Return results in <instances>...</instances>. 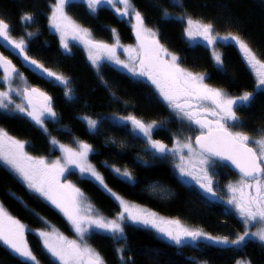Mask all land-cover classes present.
Wrapping results in <instances>:
<instances>
[{"label":"trees","instance_id":"obj_1","mask_svg":"<svg viewBox=\"0 0 264 264\" xmlns=\"http://www.w3.org/2000/svg\"><path fill=\"white\" fill-rule=\"evenodd\" d=\"M55 3L56 0H0V19L9 24L11 38L26 41L24 54L69 81L66 86L41 76L35 67L3 51L6 58L9 56L15 61L28 86L49 94L57 117L45 119L41 128L26 112L0 111V128L23 142L27 152L36 157H62L60 148L52 144L54 138L70 146H75L77 141L86 142L93 148L91 161L101 170L106 184L124 199L208 234L235 238L243 233L244 223L236 213L224 203L210 199L199 186L183 181L170 156L154 158L144 139L135 135L128 120L123 119L135 116L144 123H156L152 136L173 145L175 137L184 133L182 120L175 111L144 79H137L109 63L94 68L83 48L76 44L71 53H65L59 36L50 27ZM131 3L144 23L157 32L161 45L178 57L184 69L206 75L210 86L233 96L257 93L249 106L238 107L239 121L229 129L248 135L250 140L260 139L264 131V94L256 90L258 78L254 70L246 64L239 47L229 40L215 44L223 60L222 65H217L212 46L204 39L190 44L186 23L187 18L210 23L216 36L239 35L264 62V0H131ZM167 12L185 19L167 17ZM67 13L90 31L93 41L113 45L117 33L120 43H135V34L126 16L111 7L103 6L94 14L85 3L72 1ZM25 14L32 16L31 22L22 20ZM69 89L71 92L66 95ZM83 116L99 119L97 130L90 129ZM250 145L255 147L254 143ZM112 167L129 171L133 180L122 179ZM214 175L224 197L230 192L228 186L240 178L220 162H215ZM67 176L88 195L104 218L115 219L121 207L113 197L75 170H70ZM0 205L25 226L27 243L41 264H60L44 248L38 233L47 228L45 221H48L73 235L67 218L31 191L1 161ZM123 227L121 238L97 231L89 235L90 246L100 254L104 264H236L240 259L264 264V244L257 240L225 247L196 244L191 240L177 245L160 238L151 229L133 223H124ZM0 264L31 262L23 261L0 243Z\"/></svg>","mask_w":264,"mask_h":264},{"label":"snow or ice","instance_id":"obj_2","mask_svg":"<svg viewBox=\"0 0 264 264\" xmlns=\"http://www.w3.org/2000/svg\"><path fill=\"white\" fill-rule=\"evenodd\" d=\"M68 2L69 0H56L50 17L51 27L60 33L61 43L65 49L69 47L67 36L71 34L73 40L80 39L88 47L89 59L93 64H97L99 54L103 53L116 64L128 68L133 75L147 77L155 85L163 99L167 101L169 107L201 129L200 135L195 137V147L192 139L188 138L184 142L177 140L175 147L169 148L161 141L152 139L153 130L158 126L156 123L146 124L135 116L123 118L131 121L134 130H138L147 138L151 149L155 150L154 158L162 159L169 154L178 156L179 163L175 166L179 170L180 176L192 177L206 193L213 195L215 193L213 192L212 177L209 175L210 166L217 160L230 162L239 170L241 175L235 186L231 184L228 186L233 193L228 203L235 206L245 225L257 222L261 226L255 232L245 230L242 235L230 240L227 236L223 238L214 237L205 234L203 231L189 230L182 227L178 220L165 221L158 218L155 213L137 209L108 188L103 176L87 162L91 146L86 143H80L79 151L60 145L65 154V163L61 164L60 160L48 163L44 158L29 156L24 151L23 142L9 137L6 132L0 129V161L10 166L27 183L29 189L60 209L74 226L81 240L84 239V233L92 227L111 233L114 238L121 237L124 232L121 221L130 220L133 223L155 229L177 245L187 240L198 241L200 239H206L217 244L241 245L249 236L264 242V131L260 133V139L251 141L256 145L254 148L249 146L250 138L248 135L230 131L227 124L228 121H232L234 124L239 121L238 107L249 106L254 102L257 93L252 91L245 92L238 97H229L221 90L210 88L205 84V75L194 74L181 68L177 63L178 58L169 53L157 40L153 39L145 43L142 39L144 35L155 37L156 33L144 27V20L140 12L132 9L130 0H86L89 9L93 12L96 11L98 5L102 4L110 5L121 16L129 15V9L135 12L136 24L134 28L137 38L141 40L139 49L142 54L137 49H125L129 53L130 61L139 60V69L130 66L129 63L119 59L116 54V46L93 41L90 39L91 34L87 29L80 28L67 16L65 5ZM117 4L123 7H117ZM32 19L30 14H25L22 17V20L26 22H31ZM187 25L186 32L189 37L200 35L207 40L208 44L216 43L218 37L214 35L212 24L188 19ZM9 33V24L0 19V39L10 44L14 49H18L19 53H25L26 41L23 38L19 41L14 40ZM28 35L33 34L28 33ZM219 39L231 40L239 47L245 62L251 69L255 70L258 78L256 89L260 90V94H264V62L257 58L249 44L239 35L230 34L219 37ZM133 52L137 53L135 57L132 55ZM213 55L217 65H222L221 55L215 52ZM164 56H170V60H165ZM23 59L35 66L36 71L41 76L52 78L62 85L69 83L67 78L45 68L27 54H24ZM0 67H3L6 74L5 80L17 71L11 61L3 56H0ZM25 92L31 111H28L21 104H16L15 109L26 112L37 125L43 128L45 118L56 116L51 106V98L36 88L26 89ZM70 92L71 89L65 94L69 95ZM33 95H38L43 102L40 105L34 104ZM204 101H210L212 107H206ZM11 103L13 101L9 92L0 91V109L7 110ZM209 116L214 117V119H208ZM84 119L87 120L90 129L97 127L96 120L88 117H84ZM52 144L56 145L57 141L53 139ZM185 149L188 153L187 156L184 154ZM155 154L159 155L156 156ZM68 165H75L82 175L87 174V178L94 179L99 186L119 202L123 211L118 214L117 218L108 220L103 216L92 215L93 206L84 204V194L80 189L71 183H61L60 177L69 171ZM114 171L122 179L129 182L133 180L131 173L127 170L122 171L116 168ZM25 232V226L0 206V243L7 246L12 253L23 261L39 264V260L27 244ZM39 235L43 238L44 248L60 264H104L100 255L86 244L81 246L76 240L69 241L63 236H56L53 240L52 234L47 232H40ZM237 264H245V262L238 261Z\"/></svg>","mask_w":264,"mask_h":264},{"label":"rangeland","instance_id":"obj_3","mask_svg":"<svg viewBox=\"0 0 264 264\" xmlns=\"http://www.w3.org/2000/svg\"><path fill=\"white\" fill-rule=\"evenodd\" d=\"M72 1H80V2H83V3H85L86 5H87V3H86V0H69V2H68V4L70 3V2H72ZM130 3H131V0H130ZM68 4H66L65 5V12H66V14H67V16L76 24V25H79L77 22H75L69 15H68V13H67V6H68ZM132 4V3H131ZM55 6V5H54ZM88 6V5H87ZM103 6H106V7H111L110 5H107V4H102V5H98L97 6V9H96V11L95 12H93V11H91L90 9V11L92 12V13H94V14H96L97 12H98V10H99V8H101V7H103ZM117 7H120V8H122L123 6L122 5H119V4H117ZM54 8V7H53ZM89 8V7H88ZM112 8V7H111ZM114 9V8H113ZM132 9H135L134 7H133V4H132ZM132 9H129V15H127L126 16V19H127V21H128V23L131 25V27L133 28V31H134V34H135V43L134 44H130V45H124V44H122V43H120V39H119V36L117 35V33H115V42H114V44H113V46H116V54H117V56L119 57V59L121 60V61H124L125 63H129V65L130 66H135L137 69H139V60L137 59V60H134V61H130L129 60V53L128 52H126L125 51V49H128V48H132V49H137L138 51H140L141 52V54H142V51L139 49V45H140V43H141V40L140 39H138L137 38V34H136V29L134 28V25L136 24V19H135V12L132 10ZM115 10V9H114ZM136 11V10H135ZM52 14V13H51ZM166 16L167 17H172V18H178V19H185V17H183V16H181V15H176V14H173V13H170V12H167L166 13ZM51 17V16H50ZM187 20H188V18H187ZM80 26V28H82V29H86V28H84V27H82L81 25H79ZM50 27H51V23H50ZM144 27L145 28H147V29H150L152 32H155L156 33V35H155V37H151V36H148V35H144L143 37H142V39L144 40V42L145 43H148V42H150L151 40H153V39H155V40H157L158 42H159V44L161 45V43H160V41H159V39H158V35H157V32L155 31V30H153V29H151V28H149L145 23H144ZM188 28V25H187V23H186V29ZM51 29H52V31L55 33V34H57L58 36H59V38H60V41H61V35H60V33L59 32H57L54 28H52L51 27ZM88 30V29H87ZM88 32L90 33V31L88 30ZM91 34V33H90ZM186 35H187V32H186ZM188 36V35H187ZM216 36V35H215ZM223 36H225V35H219V36H216V37H218V39L216 40V43L218 42V41H220V40H223V39H219V37H223ZM12 39H14L15 40V38H13L12 37ZM90 39H92V36L90 35ZM202 39H204L202 36H200V35H193L192 37H189L188 36V40H189V42H190V44H196V43H198V42H202ZM18 40H20V39H18ZM17 40V41H18ZM205 40V39H204ZM67 41H68V45H69V47H68V49H65L63 46H62V43H61V47H62V50L65 52V53H67V54H69V53H71V51H72V46L73 45H78V46H80V47H82L83 48V50L85 51V53H86V55H87V58H88V60H89V62L91 63V65L94 67V68H96V69H98L102 64H104V63H109V64H111L112 66H114V67H116V68H118L119 70H121V71H124L125 73H127V74H129V75H131V76H133V77H135V78H137V79H141V80H145V81H147V82H149L155 89H156V87H155V85H153L152 84V82L150 81V80H148V78L147 77H142V76H137V75H133V73L132 72H130L129 70H128V68H124L122 65H118V64H116L113 60H111V59H108L107 58V56L105 55V54H103V53H100L99 54V59H98V62H97V64H93L92 63V61L89 59V49H88V47L80 40V39H75V40H73L72 39V37H71V34H69L68 36H67ZM117 41H118V43H117ZM229 41H231V40H229ZM205 42H207V40H205ZM208 43V42H207ZM215 43V44H216ZM215 44H211V46H212V48H211V50H212V54L215 52V53H219L220 55H221V52H220V50L217 48V47H215ZM168 50V49H167ZM168 52H169V50H168ZM169 53H171V52H169ZM172 55H174L173 53H171ZM132 55H133V57H135L136 55H137V53L136 52H133L132 53ZM256 55V54H255ZM176 56V55H175ZM242 56H243V54H242ZM257 56V55H256ZM177 57V56H176ZM213 57H214V55H213ZM221 57H222V55H221ZM178 58V57H177ZM244 58V57H243ZM258 58V57H257ZM164 59L165 60H170V56H164ZM215 59V58H214ZM245 60V59H244ZM177 63L179 64V66L181 67V68H183L181 65H180V63H179V61H178V59H177ZM247 64V63H246ZM248 65V64H247ZM249 66V65H248ZM0 69H1V71H0V91H3V92H9V95H10V97H11V100L13 101V103H11V104H9V107H8V109L7 110H5V109H0V111H4V112H7V113H9V114H17V113H20V111L19 110H16L15 109V105L16 104H21V105H23L24 107H26L27 109H28V111H31L30 109V107H28V103H27V101H26V99H25V97H24V90L26 89V88H31V86H28V81H27V78L23 75V73L18 69V68H16L17 69V71L15 72V73H12V75H11V77L9 78V79H7V80H5L4 79V76L6 75L5 74V72H4V69H3V67H0ZM184 69V68H183ZM251 69V68H250ZM252 70H254V69H252ZM187 71H189V70H187ZM189 72H191V71H189ZM254 72H255V70H254ZM192 73H194V72H192ZM194 74H198V73H194ZM204 75V74H203ZM206 78H207V76L205 75V80H204V83L205 84H207L210 88H214V87H212V86H210L208 83H207V80H206ZM5 86V88L4 87H2V86ZM66 86H68V84L66 85ZM11 89V91H9ZM215 89H219V88H215ZM157 90V89H156ZM219 90H221L222 92H224L227 96H229V97H238V96H240V95H235V96H233V95H230L227 91H225V90H223V89H219ZM256 90H259V89H256ZM158 91V90H157ZM43 92V91H42ZM158 93H159V91H158ZM160 94V93H159ZM244 94V93H243ZM243 94H241V95H243ZM162 97V96H161ZM163 98V97H162ZM164 100V99H163ZM165 101V100H164ZM166 103H167V101H165ZM204 103V105L206 106V107H212V105H211V102L210 101H204L203 102ZM168 104V103H167ZM51 106H52V104H51ZM52 108H53V106H52ZM53 110H54V108H53ZM55 111V110H54ZM175 111V110H174ZM21 113H23V112H21ZM55 113H56V111H55ZM175 113H176V115L179 117V119L180 120H182V123H183V127H184V133H183V135H178V136H176L175 137V141H174V143H173V145H168V144H166V143H164L163 141H161L162 143H164V144H166V145H168V147L169 148H172V147H175V145H176V141L177 140H180L181 142H184V141H186L188 138H191L192 139V142H193V146L195 147V144H194V139H195V137L196 136H198L200 133H201V129L199 128V126L198 125H196V124H194V123H192L191 121H189L188 119H186L185 117H183L182 116V114H178L176 111H175ZM57 117V113H56V116L55 117H47V118H45V119H48V118H50V119H55ZM84 117H88V118H91V119H93V120H96L97 121V127L95 128V129H93V130H97V128L99 127V125H100V120L99 119H96V118H93V117H90V116H83L82 117V119L87 123V120H85L84 119ZM208 119H214V117H211V116H209L208 117ZM128 123H129V126H130V129L132 130V132L135 134V135H137V136H140L141 138H143L144 139V141H145V143H146V146L152 151V153L154 154V152H155V150H153V149H151V147H150V145H149V143L147 142V138L146 137H144L143 136V134L142 133H139V131L138 130H134V128H133V125L131 124V121H127ZM123 123H125V122H123ZM234 122H232V121H228L227 122V124H228V127L231 125V124H233ZM88 124V123H87ZM146 124H148V123H146ZM1 129V128H0ZM3 130V129H2ZM4 131V130H3ZM4 132H6V131H4ZM7 133V132H6ZM8 134V133H7ZM8 136L9 137H11V138H13V139H15V140H17L16 138H14L13 136H11L10 134H8ZM55 139V138H54ZM152 139H154V140H157V139H155L153 136H152ZM56 141H57V146L60 148V145H64V146H67V147H70V148H72L73 150H76V151H79L80 149H79V145H80V143H86V142H83V141H77L76 142V145L75 146H70V145H67V144H64V143H62V142H60V141H58L57 139H55ZM160 141V140H159ZM251 141H254V139H251L250 140V143H251ZM87 144V143H86ZM89 145V144H88ZM255 145V144H254ZM255 147H256V145H255ZM254 147V148H255ZM60 150H61V148H60ZM24 151L29 155V156H32V155H30L28 152H27V150L25 149V146H24ZM62 151V150H61ZM92 152H93V148L91 147V151L88 153V156H87V162L88 163H90L96 170H97V172H99L102 176H103V174H102V172H101V170L99 169V167L98 166H96V164H94L92 161H91V154H92ZM184 154H185V156H187L188 155V153H187V150L185 149L184 150ZM64 152L62 151V157L60 158V159H53V158H49V157H36V156H32V157H35V158H44L45 160H46V162H48V163H51V162H53V161H56V160H60V162H61V164H64L65 163V161H64ZM155 155H159V154H155ZM168 156H170L171 157V161H172V164H173V166H174V169L176 170V172L178 173V175L180 176V174H179V170L176 168V164L177 163H179V157L178 156H172V155H168ZM2 163H3V161H1ZM4 164V163H3ZM214 165H215V163L214 164H212L211 166H210V168H209V175L212 177V181H213V192L215 193V195H213L212 193H206L201 187H200V185L199 184H197L196 183V181L194 180V179H192V177H181L180 176V178L183 180V181H185L186 183H189V184H194V185H197V186H199V188L210 198V199H212V200H214V201H218V202H221V203H224L225 205H226V207L229 209V210H231V211H233L234 213H236V215L242 220V218L240 217V215H239V213L237 212V210H236V208H235V206L233 205V204H229L228 203V201L232 198V195H233V193L230 191L229 193H228V195H227V197H224L223 195H222V192L218 189V187H217V181H216V178H215V175H214ZM12 172H14L26 185H27V183L14 171V170H12L11 169V167L10 166H8V165H6ZM117 167H112V169H113V171H114V169H116ZM68 169H69V171L70 170H75V171H77L82 177H84V178H87V174H81L80 173V171H79V169L78 168H76L75 167V165H68ZM69 171H66L65 173H64V175L62 176V177H60V181H61V183H71L72 185H74L75 187H77V188H79L80 189V191L84 194V196H83V201H84V204L86 205V204H91L93 207H92V212H91V214L92 215H99V216H102L101 214H100V212H99V210L97 209V208H95L94 207V205L90 202V200H89V197H88V195L76 184V182L74 181V180H72V179H70V178H68V176H67V174H68V172ZM115 172V171H114ZM116 173V172H115ZM103 178H104V176H103ZM89 179V178H88ZM91 180H93L94 181V179H91ZM240 180V178L237 180V181H239ZM104 181H105V179H104ZM97 183V182H96ZM106 183V182H105ZM98 184V183H97ZM237 184V182H234L233 184H231V185H233V186H235ZM108 186V185H107ZM101 187V186H100ZM102 188V187H101ZM109 188V187H108ZM103 189V188H102ZM111 189V188H110ZM229 189V188H228ZM31 190V189H30ZM32 191V190H31ZM113 191V190H112ZM114 192V191H113ZM35 193V192H34ZM116 193V192H115ZM37 194V193H36ZM117 194V193H116ZM38 195V194H37ZM119 197H121L125 202H127L129 205H131V206H135L137 209H142V210H144V211H146V212H151V213H155L156 214V216L158 217V218H161V219H163V220H165V221H172V220H168V219H166V218H164L163 216H161V215H159L158 213H156V212H154L153 210H150V209H148V208H146V207H144V206H142V205H139V204H136V203H133V202H130V201H128V200H126V199H124L122 196H120L119 194H117ZM41 197V196H40ZM45 202H47L48 204H50L51 206H53V207H55L53 204H51V202L50 201H48V200H46L45 198H43V197H41ZM118 202V201H117ZM118 204H119V202H118ZM120 205V204H119ZM1 206V205H0ZM121 207V206H120ZM56 208V207H55ZM57 210H59L60 211V209H58V208H56ZM123 211V208L121 207V212ZM61 212V211H60ZM62 213V215L65 217V218H67L65 215H64V213L63 212H61ZM82 214H83V212H82ZM118 217V216H117ZM116 217V218H117ZM67 220H68V218H67ZM69 221V220H68ZM243 221V220H242ZM45 223L47 224V228L46 229H44V230H42V231H39V233L40 232H47V233H50V234H52V239L53 240H55V238H56V236H63L64 238H66L67 240H69V241H71V240H76L78 243H80L81 244V246H84L85 244L89 247V248H91V249H93L96 253H98L94 248H92L91 246H90V244H89V242H88V237H89V235L92 233V231H97V232H101V233H104V234H108V235H113V234H111V233H108V232H105V231H103V230H100V229H96L95 227H92V228H89V230L87 231V232H85L84 233V239L83 240H81L80 239V236L77 234V232L75 231V228H74V226L71 224V222L69 221V225H70V227H71V231L73 232V235H68L62 228H60V227H58L57 225H55V224H52V223H50V222H48V221H45ZM121 223H122V225H124V223H133L132 221H130V220H125V221H121ZM133 224H136V223H133ZM180 224H181V226L182 227H184V228H187V229H189V230H193V231H195V229H198L199 231H202L200 228H195V229H192V228H188L187 226H185V225H183L181 222H180ZM136 225H139V226H141V227H145V228H148V229H151V230H153L160 238H162V239H168L167 237H165L163 234H161V233H158L155 229H153V228H151V227H149V226H144V225H141V224H136ZM244 226H245V229H244V231L245 230H247V231H249V232H255V231H257L258 230V228L261 226L259 223H257V222H253L252 224H250V225H245L244 224ZM85 227H87V225H85ZM39 233H38V235H39ZM205 233V232H204ZM205 234H207V235H210V236H214V237H221V238H223V237H225V236H215V235H212V234H208V233H205ZM243 233H241V234H239V235H242ZM238 235V236H239ZM40 236V235H39ZM124 236V232H123V235L121 236V237H123ZM237 236V237H238ZM121 237H119V238H121ZM237 237H235V238H232V237H228L230 240L231 239H236ZM40 238L42 239V241H43V238L40 236ZM25 239H26V232H25ZM165 239V240H166ZM249 239H252V240H257V241H259V239L258 238H256V237H251V236H249V237H247L246 238V240H249ZM169 240V239H168ZM167 240V241H168ZM26 241H27V239H26ZM169 241H171V240H169ZM190 241V240H189ZM188 241V242H189ZM171 242H173V241H171ZM194 242H196V244H199V243H201V242H203V243H207V244H213V245H217V246H223V247H225V246H232V244H217V243H214V242H212V241H209V240H206V239H200V240H198V241H194ZM261 242V241H260ZM44 243V242H43ZM174 243V242H173ZM185 243V242H184ZM263 244H264V242H262ZM28 244V243H27ZM29 246V245H28ZM30 248V247H29ZM99 254V253H98ZM100 255V254H99ZM101 257V256H100ZM54 258V257H53ZM55 259V258H54ZM56 260V259H55ZM58 261V260H57ZM238 261H243V262H245V264H251L248 260H246V259H240V260H238ZM59 262V261H58ZM60 263V262H59ZM39 264H41L40 262H39ZM201 264H206V263H201ZM237 264V263H236Z\"/></svg>","mask_w":264,"mask_h":264},{"label":"flooded vegetation","instance_id":"obj_4","mask_svg":"<svg viewBox=\"0 0 264 264\" xmlns=\"http://www.w3.org/2000/svg\"><path fill=\"white\" fill-rule=\"evenodd\" d=\"M3 51H6L7 53L9 52L10 53V55H11V57L13 58V57H18L19 59H21V61H23L22 60V58L20 57V54L21 53H19V50L18 49H14L11 45H9V44H7V42H5V41H3V39H0V52H1V54H2V52ZM3 55V54H2ZM4 56V55H3ZM5 57V56H4ZM7 59L8 60H10L11 61V63H12V65L15 67V68H17V66L15 65V61L13 62V60L11 59V58H9V56L7 57ZM29 62V61H28ZM24 63V62H23ZM25 64H27V65H29V63H25ZM30 66V65H29ZM31 88H36V87H31ZM38 89V88H37ZM41 92V91H40ZM24 94V93H23ZM47 96L49 95V94H46ZM36 96H38V95H36ZM39 97V96H38ZM51 98V97H50ZM26 99V98H25ZM52 99V98H51ZM51 102V101H50ZM28 103V102H27Z\"/></svg>","mask_w":264,"mask_h":264},{"label":"water","instance_id":"obj_5","mask_svg":"<svg viewBox=\"0 0 264 264\" xmlns=\"http://www.w3.org/2000/svg\"><path fill=\"white\" fill-rule=\"evenodd\" d=\"M7 44H8V43H7ZM9 45H10V44H9ZM0 56H3V55L1 54V52H0ZM23 56H24V53H21V54H20V57L22 58L23 62H24V63H29L28 61H25V60L23 59ZM3 57H4V56H3ZM29 65L32 66V67H35V66L31 65L30 63H29ZM26 89L30 90V89H32V88H26ZM26 89H25V90H26ZM36 89H37V88H36ZM25 90H24V97L26 98L27 93L25 92ZM48 97H50V96H48ZM32 99H33V103L36 104V105H40V104L43 102V101H42V98H40V97H38V96H36V95H33ZM26 101L28 102V99H27V98H26ZM229 130H230V129H229ZM230 131H231V130H230ZM199 135H200V134H199ZM194 144H195V139H194ZM249 146L252 147L250 144H249ZM216 162H220V163H222V164L227 165V166L230 167L233 171H235L239 176L241 175V174L239 173V170L236 169L235 166H233L230 162H228V161H221V160H217Z\"/></svg>","mask_w":264,"mask_h":264},{"label":"bare ground","instance_id":"obj_6","mask_svg":"<svg viewBox=\"0 0 264 264\" xmlns=\"http://www.w3.org/2000/svg\"><path fill=\"white\" fill-rule=\"evenodd\" d=\"M120 212H121V211H120ZM120 212H119V213H120ZM119 213H118V214H119ZM117 216H118V215H117ZM117 216H116V217H117ZM116 217H115V218H116ZM68 222H69V221H68Z\"/></svg>","mask_w":264,"mask_h":264}]
</instances>
